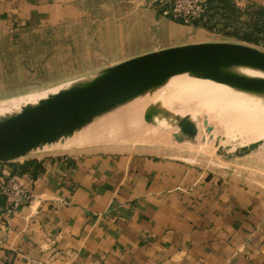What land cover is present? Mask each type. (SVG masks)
Segmentation results:
<instances>
[{
    "label": "crops",
    "instance_id": "crops-1",
    "mask_svg": "<svg viewBox=\"0 0 264 264\" xmlns=\"http://www.w3.org/2000/svg\"><path fill=\"white\" fill-rule=\"evenodd\" d=\"M236 1L264 11V0ZM196 29L152 0H0V83L35 63L38 40L29 36H98L103 44L86 54L94 69L77 80L210 42L195 39ZM3 168H13L31 201L11 214L0 196V261L12 254L16 264H264V192L214 182L191 164L86 149Z\"/></svg>",
    "mask_w": 264,
    "mask_h": 264
},
{
    "label": "rangeland",
    "instance_id": "rangeland-1",
    "mask_svg": "<svg viewBox=\"0 0 264 264\" xmlns=\"http://www.w3.org/2000/svg\"><path fill=\"white\" fill-rule=\"evenodd\" d=\"M192 25L198 27L196 31L200 32L199 37L195 39L209 40L210 42L243 43L264 51V30H262L264 13L252 5L241 6L236 0H216L212 5L209 17L204 22ZM249 36L252 40L248 39ZM84 37L88 40H84ZM97 37L55 33L29 36L31 39L38 40L35 50V63L29 62L28 68L16 67L13 80L0 83V106L5 104L17 106L16 104H21L27 99L63 89L76 78L92 71L94 68L89 66L92 60L86 54H89L88 51L91 48H98L103 44V42L99 43L96 40ZM93 38H95L93 41H89ZM110 38L114 40L115 36H110ZM47 49L49 50V58L43 60ZM44 52L45 54H43ZM40 56L42 58H39ZM193 83L202 82L171 83L167 86L161 85L151 91L140 92L130 100L131 102L125 104L127 105L126 112L129 111L130 113L133 110L132 113L135 111L144 114L152 111L155 100L149 97L143 100L138 97L139 95L145 97L155 91ZM147 113L144 115H148ZM155 113L158 114V111ZM197 116L194 115L192 119H197ZM113 118H115L113 122L118 119L114 116ZM209 118L207 116L206 119ZM223 118L220 126H213L214 124L210 121H205V124L198 122L192 128L190 120L184 118L182 120L180 117H175L172 120L168 116L163 130L160 128L161 131L152 133L154 134L153 137L131 141H119L114 138L113 133L107 134L108 131L103 127L99 125L95 127V124L92 123L90 128L83 129V131L85 130L84 133L87 132L88 135L85 133L84 136V133L79 131L80 133H76V137L74 135L61 145L38 151L21 160L44 154L81 153L86 149L115 154L143 153L155 158H173L191 164L201 174L206 177L209 176L214 182H237L246 189L253 187L255 190L264 192V136L260 140L253 139L245 135L246 127L236 125L233 129L231 126L233 121L230 120L232 118H228V116ZM168 121L170 122L166 123ZM225 123L228 125H224ZM92 126L94 128L91 129ZM96 129L98 130L96 131ZM88 130L90 131L88 132ZM101 131L104 132L101 133ZM85 140L86 142H84Z\"/></svg>",
    "mask_w": 264,
    "mask_h": 264
},
{
    "label": "water",
    "instance_id": "water-1",
    "mask_svg": "<svg viewBox=\"0 0 264 264\" xmlns=\"http://www.w3.org/2000/svg\"><path fill=\"white\" fill-rule=\"evenodd\" d=\"M188 76L264 95V51L243 43L201 42L139 55L79 78L60 98L0 120V163L57 147L140 90Z\"/></svg>",
    "mask_w": 264,
    "mask_h": 264
},
{
    "label": "bare ground",
    "instance_id": "bare-ground-1",
    "mask_svg": "<svg viewBox=\"0 0 264 264\" xmlns=\"http://www.w3.org/2000/svg\"><path fill=\"white\" fill-rule=\"evenodd\" d=\"M182 82L202 83H193L187 85L183 84V86L180 87H170L162 91H155L151 95L145 97L139 95L138 97L142 98L143 100H146L148 97L155 100V105L152 111L149 113L146 112L148 115H144L146 113L142 114L143 112L140 113L142 115L136 113L135 111L132 113L131 111L133 110H131L130 113L129 111L126 112L127 105L124 104L111 110L106 115L96 120L94 122L95 127L96 125L103 127L108 131L106 132L107 134H109V132L111 134L113 133L114 138L118 139L119 141H131L149 139L153 137L155 132L161 131L160 128L163 130L166 117L168 116L172 120H174L175 117H180L182 120L183 118L188 119L192 122L190 124L192 125V128L193 126H196L198 122L205 124V121H210V123L214 124L213 126H220L222 120L224 119L223 117L228 116V118H232L230 120L233 121V124L231 125L233 129L236 125H243L246 127V130H244L245 135L256 140H260L261 137L264 136V95L243 93L232 90L223 85H218L210 81L193 79L188 76L182 77V79H173L164 83L163 85L167 86L171 83L180 84ZM158 87L159 86L145 87L138 93L151 91ZM69 88L70 87L67 86L54 92L27 99L21 104H16L17 106H15V104H5L4 106H0V120L12 115H16L23 110L40 106L48 102L50 99L60 98L69 90ZM137 101L135 102L137 103ZM157 111L158 114L155 113ZM194 115H198V118L195 120L192 119ZM113 116L118 118L115 122H113L115 119ZM207 116L210 118L206 119ZM170 121L166 123H169ZM224 125L227 126L228 123H225ZM90 126L88 127L90 128ZM92 128L94 127L92 126L91 129ZM97 130L98 129H96V131ZM81 131L83 134L84 131L80 130V132ZM89 131L90 130H88V132ZM103 132L104 131H101V133ZM178 133L180 132L178 131ZM101 135L104 136V134ZM76 136L77 134H75L74 137ZM114 138L112 137V139ZM84 142H86V140ZM67 144L65 145L67 146Z\"/></svg>",
    "mask_w": 264,
    "mask_h": 264
},
{
    "label": "built area",
    "instance_id": "built-area-1",
    "mask_svg": "<svg viewBox=\"0 0 264 264\" xmlns=\"http://www.w3.org/2000/svg\"><path fill=\"white\" fill-rule=\"evenodd\" d=\"M152 1L164 8L166 14L172 19L187 25L204 22L209 17L210 0ZM0 173V196L4 199L5 209L11 214H17L25 204L31 201L30 195L21 185L13 168H3ZM0 264H16L15 258L12 254H7Z\"/></svg>",
    "mask_w": 264,
    "mask_h": 264
},
{
    "label": "trees",
    "instance_id": "trees-1",
    "mask_svg": "<svg viewBox=\"0 0 264 264\" xmlns=\"http://www.w3.org/2000/svg\"><path fill=\"white\" fill-rule=\"evenodd\" d=\"M214 2H216V0H210V3H209V14H210V12L212 11V5H213ZM263 13H264V11H263ZM209 14H208V15H209ZM262 30H264V27L262 28ZM248 39H249V40H252V38L250 39V36H249Z\"/></svg>",
    "mask_w": 264,
    "mask_h": 264
}]
</instances>
